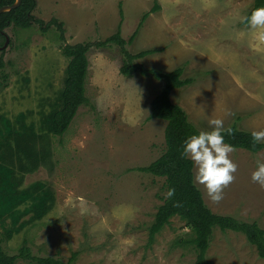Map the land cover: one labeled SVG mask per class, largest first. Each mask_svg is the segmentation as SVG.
<instances>
[{"label": "rangeland", "instance_id": "rangeland-1", "mask_svg": "<svg viewBox=\"0 0 264 264\" xmlns=\"http://www.w3.org/2000/svg\"><path fill=\"white\" fill-rule=\"evenodd\" d=\"M254 2L37 0L34 17L46 22L59 18L65 25L64 39L55 25L43 30L35 21L30 28L8 27L10 41L0 49L6 61L0 71V116L9 118L17 129L26 124L42 132L44 117L60 105L68 64L61 48L77 42L93 45L88 52L89 102L79 108L63 136L52 137V163L25 175L22 187L38 181L43 187L37 192L40 197L0 221L1 237L13 233L9 240L4 238V248L16 253L27 240L39 256L67 261L77 252L75 264H195V249L179 242L192 234L178 216L149 243L150 227L167 187L164 177L139 168L167 149V121L149 118L163 80L123 74L120 46L94 43L113 35L120 24L122 36L129 40L144 13L158 5L127 49L134 53L161 48L137 60L147 67L169 71L185 66L184 76L195 81L174 89L170 97L199 129L210 131L209 120L222 119L224 128L236 123L242 129L261 131L264 42L241 22ZM230 158L238 169L224 199L213 203L198 185L204 200L216 213L264 227V188L251 179L257 161L264 162V149L255 153L235 148ZM44 197L49 210L33 219V203ZM208 258L211 264H264L244 234L218 227ZM18 264L36 263L20 259Z\"/></svg>", "mask_w": 264, "mask_h": 264}, {"label": "trees", "instance_id": "trees-1", "mask_svg": "<svg viewBox=\"0 0 264 264\" xmlns=\"http://www.w3.org/2000/svg\"><path fill=\"white\" fill-rule=\"evenodd\" d=\"M16 0H0V8L11 5ZM37 6V0H22L21 4L10 11L0 15V39H6L5 30L10 26L18 28H30L36 21L43 30L51 26H57L61 38H65L64 22L53 17L46 22L36 18L32 14ZM264 7V0H255L251 12ZM158 5L144 13L137 30L129 40L121 33V24L117 31L106 38L94 43L98 47H107L110 44H118L124 55V64L121 72L125 75L139 73L143 76L163 80V88L153 99L151 104L152 118H161L167 121L165 131L167 149L157 160L146 167H140L142 171L164 177L167 192L170 188L175 189V195L165 198L150 227L149 243L152 244L155 236L166 225L171 223L172 218L178 216L191 230V238L181 239L180 244L191 246L196 251L195 264H211L208 251L213 240L215 228L222 231L232 230L242 233L247 240L254 245L260 257L264 259V227L257 221H248L230 214L214 212L206 204L203 192L198 185H194L195 172L193 164L188 159L181 158L184 140L192 134H198L199 129L191 120L185 108L171 100V92L183 86L192 84L193 77H185V66H178L172 70L164 71L154 67H147L138 59H142L161 48H150L131 52L127 49V43L133 42L144 21L151 12H156ZM5 42H0L2 46ZM93 44L90 42H77L66 44L62 53L68 59L66 67V78L61 93L60 105L51 110L43 119L42 132L34 125L22 124V129L13 126L11 120L4 115L0 116V221L5 217L13 215L24 203L40 197L37 194L43 187L41 182L22 187L25 175L35 172L40 166L52 163L54 135L63 136L69 129L72 121L77 115L79 108L89 102L87 96L86 81L89 69L88 52ZM6 61L4 55H0V71L4 70ZM8 74L3 75L6 80ZM3 83V82H1ZM25 117V116H24ZM23 117V118H24ZM227 128L233 130L231 136L225 133V142L231 143L235 148H242L252 152L264 149V143L253 145L252 130L242 129L236 123ZM20 172V174L18 173ZM48 199L42 198L40 202L33 203V219L42 218L49 210ZM179 204V206H176ZM28 209H26L27 211ZM13 233L8 231L0 236V264H18L20 259L36 264H75L78 253L74 252L67 261L54 256H39L32 251L28 241L25 240L16 253L8 252L4 246V238L9 240Z\"/></svg>", "mask_w": 264, "mask_h": 264}, {"label": "clouds", "instance_id": "clouds-1", "mask_svg": "<svg viewBox=\"0 0 264 264\" xmlns=\"http://www.w3.org/2000/svg\"><path fill=\"white\" fill-rule=\"evenodd\" d=\"M241 22L255 33L256 39L264 42V7L254 9ZM209 126L210 131H199L184 140L181 158L190 160L196 170L194 185H202L211 201L219 203L224 199V190L234 182L238 165L230 158L235 146L225 142V133L231 136L233 130L225 129L222 119H210ZM251 137L254 146L264 143V130L253 131ZM251 179L264 188V162L257 161ZM174 195L175 189L170 188L166 198Z\"/></svg>", "mask_w": 264, "mask_h": 264}, {"label": "water", "instance_id": "water-1", "mask_svg": "<svg viewBox=\"0 0 264 264\" xmlns=\"http://www.w3.org/2000/svg\"><path fill=\"white\" fill-rule=\"evenodd\" d=\"M21 1L22 0H16L13 4L11 5H4L0 8V15L3 13V12H6V11H10L12 10L13 8H16L18 7L20 4H21ZM5 37H6V42L4 43V45L0 46V49H4L5 47H7L9 41H10V38L7 36V34L5 33Z\"/></svg>", "mask_w": 264, "mask_h": 264}]
</instances>
